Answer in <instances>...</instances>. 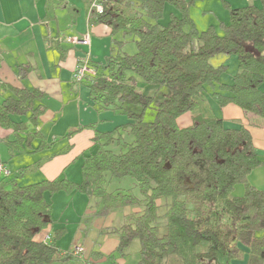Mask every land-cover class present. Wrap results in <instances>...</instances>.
Returning <instances> with one entry per match:
<instances>
[{
	"label": "trees",
	"instance_id": "1",
	"mask_svg": "<svg viewBox=\"0 0 264 264\" xmlns=\"http://www.w3.org/2000/svg\"><path fill=\"white\" fill-rule=\"evenodd\" d=\"M194 1L104 0L101 13L91 12L92 24L106 25L110 35H129L135 44L133 54L117 51L101 62L88 55L93 73L82 83L91 107L140 110H124L127 123L111 130L89 123L66 134L92 131L79 182L55 177L19 185L14 177L0 185V264H64L73 255V248L58 245L64 228L41 236L53 227L49 198L59 191L95 199L103 215L132 207L119 227L106 230L117 236L109 258L124 257L137 240L135 264L264 263V192L249 181L263 162L250 130L226 127L217 116H194L186 127L177 123L194 111L206 87L216 84L211 96L220 108L234 104L245 116L264 121V0L226 5L229 19L219 23L220 31L212 25L196 28L188 14ZM166 5L176 13L162 24ZM218 55L236 58L228 84L220 82L227 65L210 62ZM139 81L168 93L160 100L145 95ZM6 86L11 95L0 103V127L13 137L2 138L10 154L50 149L55 140L48 142L38 128L46 111L44 92ZM148 110L153 116L146 121ZM125 178L138 196L133 188L107 190L109 181ZM237 185L242 192L234 195Z\"/></svg>",
	"mask_w": 264,
	"mask_h": 264
},
{
	"label": "rangeland",
	"instance_id": "2",
	"mask_svg": "<svg viewBox=\"0 0 264 264\" xmlns=\"http://www.w3.org/2000/svg\"><path fill=\"white\" fill-rule=\"evenodd\" d=\"M62 6L66 7L59 8V26L60 31L66 37H78L84 33H89V38L91 37L92 41V60L97 62L104 61L106 57L112 53L114 55L117 51L121 53L133 54L135 52V44L133 38L129 35H124L122 32H116L113 35H110L109 28L102 24L98 27V29L88 31V24H87V16L90 10V1L93 0H59L57 4H61ZM225 1V2H224ZM244 0H195L188 8L189 17L194 22L196 28L201 31L206 29L208 26L212 25L215 26L218 31L219 30V23L220 22H228L229 19V10L226 7V3H230L232 6L236 5H247V2ZM65 2V3H64ZM250 3V1L248 2ZM61 6V5H60ZM228 6V5H227ZM231 7V6H230ZM232 8V7H231ZM176 13V10L170 6L166 5L163 17L160 20V23L165 24L169 19L170 13ZM67 15H66V14ZM106 28V30L104 28ZM104 29V30H103ZM79 33V34H78ZM91 34V36H90ZM65 37V38H66ZM65 38L64 43L68 44L71 47H75L74 45L68 43ZM114 41L122 42L119 45H115ZM88 47H78L76 46V50L73 51L75 57L79 56L78 58H85L88 55ZM72 52H68V56L65 59V62L60 63V66L56 68L58 74H60V79L68 80L70 78V72L74 65V54ZM213 66H217L220 63H225L227 65V70L221 76L220 82L221 83H230L232 79V75L235 73L237 69V61L234 56L230 58H226L223 55H218L213 57L210 60ZM50 71L53 73L54 68L52 67ZM73 72V71H72ZM218 85L208 86L206 90L203 92L202 96H199V101L202 100V97L209 102L212 111L218 115L217 111V102L211 99L212 91L216 89ZM264 87V84L262 85ZM137 88L140 92L145 95L153 96L155 99H163L168 91L161 87L158 90L157 86L154 85H147L142 82L137 83ZM79 98L82 102L79 101ZM73 101V104H70L64 108V111L61 115H57L55 117L54 126L51 128V132L48 135H56L59 137H66L67 134L66 128L73 127L75 124L79 125L84 123L83 125H88V122L92 119L99 120V130H108L113 129L118 125H122L127 123L128 119L126 115L123 113L124 110L130 109L135 112H138L140 108L138 106L133 105H126L124 106L123 110L114 111H102L100 113H96L91 108L86 107V103L88 102V90L87 87L81 82H79L78 89L74 91V95L70 98ZM77 102H79L78 107L79 111H76ZM55 103V102H53ZM52 104V103H50ZM70 106V107H69ZM215 108V109H214ZM195 110V109H194ZM152 114H151V113ZM243 112V111H242ZM244 114V113H243ZM153 116V112L148 110L145 115V120L149 121L150 116ZM245 116V115H244ZM256 120L262 122L264 121L259 117L253 116ZM247 118V117H246ZM103 119V120H102ZM251 126L252 121L247 120ZM96 122V121H95ZM75 123V124H74ZM94 123V122H89ZM249 126V127H250ZM264 126V125H263ZM247 127V126H246ZM46 125H42L43 131H46ZM63 133V134H62ZM7 134V131L0 129V136ZM62 134V135H61ZM80 143H82L81 137H76L74 147L70 150V146H68L67 141H62L59 139L56 141L51 148L44 156L38 155L34 156L32 154L20 155L19 159L13 161L11 164V168L16 163H23L22 166L24 170L22 172V176L20 177L19 174L12 172V176L16 175L18 183L22 185L35 183L41 181V179H50L51 177H59L60 174L53 173H46V166L49 165H56L60 164L62 161H65L66 154L69 155L70 152H76L82 149L80 147ZM1 144V143H0ZM1 149H4V144L0 145V153H2ZM79 149V150H78ZM66 150V151H65ZM115 150V148H114ZM81 151V150H80ZM4 157V154H1ZM75 158V159H74ZM74 160L70 162V164L65 168L64 174H61V177L66 175L67 179L72 180V182H79L81 179V163H80V155L77 157L74 156ZM3 164L2 162H0ZM5 166V164H3ZM10 166V165H9ZM6 173L1 172V178H8L9 170L5 166ZM10 169V168H9ZM47 175V176H45ZM51 176V177H49ZM45 177V178H44ZM49 177V178H46ZM129 178H125L122 180H116L120 185V188L124 189H132L133 181L126 184ZM113 181V180H112ZM134 193L138 196V191L136 189ZM242 192V186L237 185L234 188V195H237ZM49 200L51 201V218L53 220L52 226L53 231L58 228H64V232L62 233L61 237L58 240V245L61 249H72L74 246H81L84 247L87 251L82 255L84 258H92L91 251H107L109 252L110 249L115 248L117 241L115 242V235H105V232L100 233L102 227H110V228H117L123 222V214L125 212L133 211L132 207L127 206L125 208H119L116 210H112L109 213L103 215L99 214L97 211L99 208L95 204V199L89 200L84 194H81L77 191H73L71 193H66L65 191H59L54 193ZM96 205V206H95ZM46 240L47 236L45 237ZM115 244V246H114ZM138 241L134 240L126 250L127 255L124 257H119L117 254L113 255L112 258H115L117 263L120 264H134L137 260L138 256ZM109 249V250H108ZM112 250V251H113ZM111 251V252H112ZM110 252V253H111ZM109 253V254H110ZM107 254V255H109ZM76 256V255H75ZM81 256V257H82ZM78 257V256H77ZM106 257L108 263L114 264L113 259ZM72 262V261H69ZM70 264V263H69ZM170 264H181L178 260H171Z\"/></svg>",
	"mask_w": 264,
	"mask_h": 264
},
{
	"label": "crops",
	"instance_id": "3",
	"mask_svg": "<svg viewBox=\"0 0 264 264\" xmlns=\"http://www.w3.org/2000/svg\"><path fill=\"white\" fill-rule=\"evenodd\" d=\"M58 1L59 0H0V103L5 98L11 95L10 91L7 89V86L4 87V84L27 89L35 88L44 92L45 97L42 100V104L46 107V111L42 115L38 123V128L42 135L47 138L48 142H50L51 140H55L56 142L59 139H61L62 141H67L68 146H70V150H72L74 147L76 137H81L82 139V143H80V147H82V149H80L81 151L78 149L79 151H72L68 156L66 154L65 161H62L60 164H58V166H56L55 164L49 165V162L48 166L45 167L46 173H58L60 174L59 177H61V174H64L65 168L70 164L71 161L75 159L74 156L77 157L78 155H80L81 163L83 151L90 146L92 131L88 128H84L83 130L64 138L56 135H48L52 130L51 128L55 124V122L53 121L55 120V117L57 115H61L66 106L73 104V101L70 98H72V95H74V91H76L79 86V83H74L72 80V71L79 56L75 57L76 53H73V51L76 50V46L71 47L68 44L64 43L63 39L66 36H64L60 31L58 18L60 16L59 8L62 7L66 9V5L63 7L61 1V4H57ZM249 1L250 0H244L243 3H248ZM226 4L229 7L231 6L232 8L244 6L236 4L235 6H232L230 3ZM91 12L92 10L89 11L87 16L88 31L89 29H98V27L102 25L91 23ZM104 29L106 30V28ZM91 45L92 41L90 37V44L87 50L90 58H92ZM68 52H72L74 54V65L70 72V78L68 80H62L60 79V74H58L56 68L60 66V63L65 62V59L68 56ZM52 67L54 68L53 73L50 71ZM24 68L27 69L24 70ZM262 89L264 90V87H262ZM211 99L213 98L211 97ZM79 101L82 102L80 98ZM76 104L77 107H73L76 108V111L78 112L79 102H77ZM86 107L94 110L91 107V103L89 100L86 103ZM216 107L218 115H216V113L212 111L209 102H207V100L202 97V100L198 102L195 110L182 115L180 118H178L177 123L180 127H186L191 124L192 118L194 116L199 115L203 117H220L222 118L224 125L229 128H235L239 125L247 126V128L250 130L252 142L258 153L259 159L263 162V165L255 168L251 172V174L249 175V181L264 192V124L256 120V118L254 117H251L249 115L244 116L242 110L234 104H227L222 108H220L217 104ZM95 112L100 113L102 111ZM247 120L253 122L251 123V126ZM89 122H94L96 128L99 127V120L97 121L96 119H92ZM43 124L47 127L45 132L43 131L44 129H42ZM83 124L84 123H81L79 125L75 124L73 127L66 128L67 134L77 129L79 126H84ZM0 129L7 131V134H5L4 136H0V143L4 144V149H1L4 157L1 155L2 153H0V161L4 162L8 171L11 170L9 171L8 178L0 177V185H3V183L6 182L7 179H13L14 177H16V175H14V177H11L12 172L15 173L17 171L16 174H19L21 177L23 175L22 172L24 170V167L22 166L23 163H16L11 168V163L13 161H16V159H19L20 155L23 154L16 152L13 155L10 154L7 146L2 141V138L11 140L13 137L8 130L3 129L2 127H0ZM33 145L36 146L37 141L34 142ZM53 145L51 146V148L53 147ZM51 148L42 152L33 153L32 155L44 156L49 150H51ZM64 176L67 179L66 175ZM52 178L53 177H51L50 179ZM17 180L18 179L16 177V182L18 183ZM130 181L131 180H127L126 184L130 183ZM18 184L22 185L21 183ZM119 185L120 184L118 182L111 180L108 183L107 190L113 191L115 189H119ZM124 188L121 187V189ZM128 213L130 212H125L123 214V217ZM108 229H110V227H102L100 233H102L103 230V232H105V235H111L112 233L106 232V230ZM52 230L53 227L51 229H47L41 236L44 237L45 233ZM116 241L117 236L115 235V242ZM112 250L113 248L110 249L109 252L92 250L91 257H95L93 260L92 258L87 259L83 256L77 257L72 255L64 264H111L107 262L106 257L107 254H109ZM86 251L87 250L83 247V254Z\"/></svg>",
	"mask_w": 264,
	"mask_h": 264
},
{
	"label": "built area",
	"instance_id": "4",
	"mask_svg": "<svg viewBox=\"0 0 264 264\" xmlns=\"http://www.w3.org/2000/svg\"><path fill=\"white\" fill-rule=\"evenodd\" d=\"M103 2L104 0H93L92 2H90V9L94 12L101 13ZM65 40L74 46L78 45L82 47H88L90 44L89 33L87 32L78 37H66ZM88 61H89L88 55L85 58L77 59L73 72H72V80L74 83L81 82L84 79L85 75H88V74L90 75L93 73V70L89 66ZM1 172L6 173V169H5V166L0 163V173ZM72 253L73 255L81 256L83 254V248L81 246L76 245L74 246Z\"/></svg>",
	"mask_w": 264,
	"mask_h": 264
}]
</instances>
